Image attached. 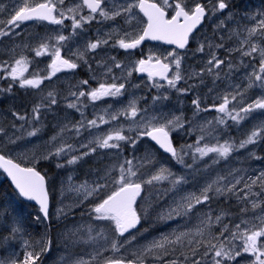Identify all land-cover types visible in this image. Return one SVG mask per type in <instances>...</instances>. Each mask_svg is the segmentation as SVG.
Returning a JSON list of instances; mask_svg holds the SVG:
<instances>
[{
	"label": "snow or ice",
	"instance_id": "1",
	"mask_svg": "<svg viewBox=\"0 0 264 264\" xmlns=\"http://www.w3.org/2000/svg\"><path fill=\"white\" fill-rule=\"evenodd\" d=\"M229 8V0H206V2L195 0L192 4H189L187 0H113L111 5L108 0H72L67 4L66 0H19L8 18L0 20V38L15 35L16 29H19L27 21H41L63 28L65 21L70 20L72 31L70 35L66 36L58 30H53L55 35L39 37L36 46L25 44L26 48L34 52L35 57L51 56V61L48 64L49 70L43 76L38 72L31 76L25 75L31 61L23 54L19 58H13L11 62L5 60L0 63V79H9L12 82L6 89H0V92H11L13 85H18L21 89H40L45 80H51L57 73L77 69L79 61L87 64L88 61L85 58L87 53L95 51L103 45H108L110 40L113 41L111 47H119L125 51L138 48L146 40L175 45L176 49L183 50L189 44V39L194 31L204 23L206 18L225 13V10ZM85 9H87V14H83ZM137 10L138 13L143 14V18L138 16ZM117 17H122L125 23L129 24L132 20H137L143 27L136 35H132L128 31H124L123 35H120L119 32L108 33L103 39L87 42L83 51L77 49L76 52H71L69 49L71 56L65 58L61 55V49L65 47V42L79 35L78 29L83 31L84 25L98 21V18L115 20ZM234 19V15L229 11L224 19L219 20L216 25L217 29L226 27L227 22ZM245 19L254 23L251 26L245 24L242 28L238 25V29L232 32L228 38L232 39V36H235L239 43L234 50L229 48L226 51L228 57L232 56L233 51L239 53L240 66L250 68L251 71L245 72L246 85L232 86L231 91L220 97L221 103L213 104L214 110L220 114L214 118L215 123L219 125H227L228 120L239 125L245 119L250 118L253 112L264 113V12L246 15ZM221 39L223 40V37ZM53 41L55 43H52ZM205 47L209 49L205 65L199 72H193L187 77L181 71L183 55L176 51H169L163 58L149 54L146 59L130 62L123 69L126 72L123 82L117 83V77L112 76L111 82L100 83L98 87L87 93L85 91H69L75 100L68 102L66 107L79 111L82 117L81 121L72 126L77 134L80 133L82 127L89 131L93 128L99 129L101 125L110 124L119 120L120 117H124L129 121V131L134 132L135 136L125 134L124 126L117 124L102 133L90 131L93 139L87 143L81 141L77 147L63 140L62 133L68 128V125H65L61 128L60 133L52 137L43 153L32 155L31 166L0 151V169L10 178L19 197L27 201H34L39 205V212L42 215L38 216L37 220H49L50 193L46 188L45 176L35 166L40 159L51 157L59 159L67 156L69 158L66 160V164L71 166L98 150L116 149L122 154L124 145H128L133 150L132 158L120 156L117 162L106 166L103 174L91 184L88 181L80 185L69 183V189L82 197L77 201L78 204L90 197L94 198L88 211L91 219L107 223L96 225L99 231L95 235L93 226L89 225L86 239L79 229L74 230L73 236L78 238L72 240L73 245L98 243L101 239L104 242L94 248L92 253H85L91 259H84L81 255L69 253L68 257L62 258L61 264H233L238 257L245 254L251 258L246 261V264H264V208L252 218L242 215L239 222L233 223L230 220L225 221V217L229 213L221 211L213 215L210 206H208L209 201L219 196L226 198L235 196L242 205L240 213L255 212L264 203V171L253 176L237 177L232 170H229L227 175L217 176L206 182L198 192L181 195V186L187 182L184 176L177 175L164 165L153 167L156 165V160L151 151L146 150L139 157L135 155L136 146L140 140L148 138L164 153L169 154L177 164L184 167H192L185 161V156L189 154H191L193 162H196L197 154L200 160L214 154L211 159L212 163L216 164L221 159L228 160L234 151L247 149L250 145L264 141V120L255 124L238 143L227 139L221 143L217 137L213 136L216 142L204 143L203 146H201V141L205 139L203 135L205 126L200 125L201 135L195 144H185L177 148L173 144L171 134L184 127L185 120L182 115L149 112L147 108L138 106L139 102L134 94L126 106L112 112L105 109L103 114L94 119L84 118L82 111L86 105L81 98L85 96L88 101L95 103L105 98L115 99L124 96L126 85L139 88V84H131L128 79L133 75V72L146 74L152 88L163 89L165 84L160 81H166L169 89L184 95L188 94L195 85H189L186 88L177 87L182 80L187 82V80L199 78L200 83H203L204 76L208 75L214 77L213 82H215L221 77L222 65L229 69V73L239 70L228 57H218L215 49L223 48V43L200 44L196 51L203 53ZM72 56H75L76 59L73 60ZM244 57L249 60H244ZM111 59L112 66H106L103 62L98 65L105 68V74H110L112 67L122 68L121 63L116 61L115 57ZM252 61H258V63H251ZM169 72H173L171 77ZM81 83L87 85L89 82L84 80ZM252 88H260L262 94L249 102L247 91ZM168 99V95L165 94L153 97L154 102ZM57 103L55 92L49 91L40 103L33 106L31 119L27 115L15 111L12 112V115L16 120L33 124L40 121L42 108H51ZM191 103L194 106L193 116L210 110L206 106H201L202 101L199 95ZM212 123L213 121H205L207 125ZM12 126L16 127L15 124ZM20 127L23 128L24 125L21 124ZM39 131V128H33L27 132V135L35 137ZM211 131H215V128H212ZM0 135H6L3 128H0ZM19 138L8 137L7 142L14 144ZM80 148L87 149V151L80 152L79 155H71L72 152H79ZM250 155L255 159H260L251 151ZM121 159L122 162H120ZM57 167H65V163L58 162ZM145 168L149 171L141 172V169ZM68 179L70 182L71 176ZM165 182L171 187L164 189V192H175L179 198L174 197L166 209H160L157 213V220L167 222L179 218L191 221L195 218L197 222L181 229H174L168 234L154 237L151 241L138 247L129 248L128 246L137 240V235L132 230L137 229L141 223L143 218L141 213L147 214L146 209L138 205V198H141L144 186L147 185L155 189L157 185ZM256 188L259 191H254ZM199 205L208 206V210L200 209ZM249 205L251 208L248 207ZM66 209L67 206L57 209V219L67 215ZM217 228L218 231H216ZM20 231L18 226L11 227L9 237L15 238ZM226 233L227 235H225ZM236 241H239V244ZM50 247L51 240L46 237H42L36 244L24 241L22 258L13 253L6 259L0 258V264H37L41 255L49 251ZM104 252H111L112 255L105 256Z\"/></svg>",
	"mask_w": 264,
	"mask_h": 264
},
{
	"label": "rangeland",
	"instance_id": "2",
	"mask_svg": "<svg viewBox=\"0 0 264 264\" xmlns=\"http://www.w3.org/2000/svg\"><path fill=\"white\" fill-rule=\"evenodd\" d=\"M234 0H229V3L233 2ZM257 5L263 4L264 0H252ZM72 2V0H66V4ZM109 4L113 2V0H108ZM189 4L195 2V0H187ZM206 2V0H204ZM19 3V0H0V20H6L8 15L13 11V8ZM238 9H228L225 13H220L218 16L209 17V26L205 27L199 34L195 41V44L191 51L185 52L182 59V68L181 71L184 72L185 76L187 77L193 72H199L200 69L205 65L207 60V54L209 49L205 47V51L203 53L197 52L196 49L200 44H219L211 35L209 36L208 32L209 29L217 30L216 37H219L221 43L224 44L223 48L215 49L216 52H220L219 55H224L221 51L224 49H235L239 43V40L232 36V39H229V35L232 34L235 30L239 27H243V25L247 24L251 26L254 22L245 19L246 15H256L257 13L264 12V8H259L258 6L254 9V12L251 13H244V10L240 6H235ZM241 9V10H240ZM236 10L239 15L242 14L241 19L242 21L239 22L237 20V14L233 11ZM231 12L235 19L230 20L227 23L232 25V29L227 32L228 25L222 29H217L216 25L219 23L220 19H224L228 12ZM138 13V10H137ZM83 14H87V9L84 10ZM140 18H143L140 13H138ZM122 18V17H121ZM115 19L118 20H102L98 18V21H93L90 24H87V27H84V30H77L79 35L72 37L71 40L65 42V47L61 50V53H64L68 56H71V52H76L77 49L83 51L84 46L87 42L92 41L95 42L97 39L105 38L106 34L112 32H119L120 35H123L124 31H128L132 33V35H136L143 27L142 24H139L137 20H132L131 23H125V20L122 19ZM136 21V25H135ZM107 25L103 28L101 24ZM69 23L66 22L65 25ZM117 26H114V25ZM111 26V27H109ZM124 28V29H123ZM127 28V29H126ZM71 28L68 30L70 31ZM59 31L61 32L60 28ZM71 32L68 34L70 35ZM45 35H55L53 29L48 30L45 29L40 24H32V25H25L22 24L19 29H16V34L11 37H2L0 38V63L7 60L11 62L13 58H19L21 54L28 57L31 61L28 72L25 73L26 76H31L34 73H39L41 76L45 75L48 69V64L51 61L50 55H45L42 57H35L34 52L30 51L29 48L25 47V44L36 46L38 44V38L44 37ZM67 35V36H68ZM81 35V36H80ZM84 35V36H82ZM223 37V40L221 39ZM242 38V37H241ZM112 40L109 41L108 45H103L98 47L95 53L91 55L95 62L90 65V67H81L83 61H79V67L75 70L70 71H63L57 73L51 80H45L41 86L46 87V90L53 91L56 94V99L58 103L51 107L53 114H55V118L57 121L53 125H51L54 121L51 120L50 125L54 126L56 129H59L60 132L61 128L65 125H68L67 128V135L65 132L62 134L63 140L67 141L68 143H72L79 146L81 141L87 143L88 141L93 139V136L90 135V131L92 133H102L105 132L117 124L123 125L125 128V134H131L135 136L134 132H130L128 129L129 121L125 120L124 117H120L119 120L114 121L110 124L101 125L99 129L93 128L89 130H85V128L80 129V133L77 134L75 128L72 126L77 124L81 121V113L75 109H69L66 107L68 102H72L75 100V97L69 94V91H85L86 93L91 91L93 88L98 87L100 83H109L111 82V77H117V83L123 82V77L126 76V72L123 70L124 67L128 66L130 62L138 61L139 59H146L149 54L157 55L163 58L169 51L174 50H167L163 49L159 46L154 47H147L145 48L142 53L137 52L132 56L126 54L122 51H119V47H111ZM52 43H55L54 41ZM71 50V52L69 51ZM207 51V52H206ZM91 52V51H90ZM236 53L234 56V60L230 59L239 70H233L229 73V69L226 66L221 67V77L220 79H216L214 81V77L205 75L204 82L200 83L199 78H194L192 80L180 81L177 87H189V85H195L194 88L190 89L188 94L181 95L177 93L175 90L169 89L167 84H165V88L163 89H156L151 87V82L148 81V78H139L137 77V73L133 72V75L129 77V81L131 84H139V88L129 87L126 85V93L124 96L119 98H105L103 100L97 101L92 103L88 101L87 97L81 98L86 105L83 107L82 111L84 113V118L86 119H94L96 116L101 115L104 113V110L107 109L109 112L113 110H119L121 107L126 106L128 100L133 98V94L138 99V106L142 108H147L149 112L155 111L157 114L163 112L164 114L174 113L176 115H182L185 120L184 127L174 131L171 135L177 137L178 148L185 144H195L197 138L201 135L199 126H205V132L203 135L205 139L201 141V146L204 143H215L216 141L213 139V136L217 137L220 141L222 137H225V140H231L235 142H239L241 139L245 137V134L248 133L252 127L259 123L260 121L264 120V113L259 111L253 112L250 118L245 119L239 125H236L233 121L228 120L227 125H219L215 123L214 118L219 116L220 114L217 113L214 108L212 107L213 104L218 105L221 103L220 97L227 94L229 91L232 90V86L234 85H246L247 81L245 79V72L251 71L250 68L241 67L240 66V56L239 53ZM115 55H121L122 59L115 58L116 61L120 62L122 68H115L112 67V72L110 74H105V68L101 69L98 65L103 62L106 66H112L113 61L112 57ZM233 55V54H232ZM75 60V56L71 57ZM220 58H226L221 56ZM244 60H249V58L244 57ZM227 62V61H226ZM84 63V62H83ZM251 63H258V61H252ZM92 67H94V73L92 71ZM174 71V66H173ZM227 74V75H225ZM173 75V72H172ZM171 75V76H172ZM87 80L89 83L84 85L81 81ZM6 82L12 83L9 79H0V85ZM18 85H13L12 88H15ZM8 87V86H7ZM6 87V88H7ZM211 89V91H210ZM158 94H165L168 95L169 99L164 101H153V97ZM262 94V90L260 88H252L247 91V100L250 102L252 99L259 97ZM199 95L202 101V107H208L209 111H202L198 116H193V105L191 101ZM111 106V107H109ZM2 106H0V119L3 120L9 119L10 114H6L3 112ZM231 107V105H230ZM10 110H16V112L20 113L18 107H10ZM191 121V123H189ZM205 121H213L211 125L205 124ZM23 121H20V123ZM231 128H229V125ZM212 128H215V131H211ZM43 130L37 133L35 137H29L27 134L25 138L21 141L16 140V143L10 144L8 143V137L15 138L14 135H7L6 137L0 138V151L5 152L8 156L19 160L21 163L28 164L31 166V157L33 154H40L45 151V147L49 145L52 138L50 136H56V133H52L50 129V136L45 137L44 133L42 134ZM211 132V134H209ZM48 134V135H49ZM59 143V141H57ZM123 143V142H121ZM223 143V142H222ZM261 142L256 145H250L247 149H241L239 151H234L232 155L229 157L228 160L221 159L219 163L213 164L211 154L209 157H205L203 160H200L197 154L196 162H193L191 158V154L185 156V161L187 164H191L192 167H184L183 165L177 164L173 159H169L165 156H162L147 140V138H143L136 146L135 155L137 157L142 156L145 151H151L155 155L156 165L153 167H158L159 165H164L170 168L174 173L177 175H182L186 178V183L181 186L180 194H186L191 192H198L199 189L208 181L215 179L217 176L227 175L229 170H232L237 177L240 176H253L260 171H264V147H261ZM260 149V152H256ZM83 151H87V149L80 148L79 152H72L71 155L75 153H80ZM250 151L255 153V156L260 157V159H255L250 155ZM257 153V154H256ZM122 157L132 158L133 150L128 146L124 145L122 154L118 152L116 149H105L99 150L97 153L92 154L87 158V160L91 161L99 167V170L87 174V176H83L82 174L77 173V169L84 163L78 162L75 165H71L67 167L66 171H60L56 174H60V184L55 186L52 184V189H50L49 193L50 196L53 197V208L50 213V223L45 224L40 220L39 222H33V217H38L39 213H34V216H29L27 211H16L17 208H20L17 204L13 201H9L8 194L5 195V199L3 198V202L5 206L0 211V226H3L7 223H14L20 222L18 218H23L24 221H28L30 227V234L39 235L40 233H45L46 231L52 230V235H47L48 240H51V247L50 250L43 253L40 257V260L37 261V264H61L62 258L68 257L69 253L78 254L84 257V259H91L90 256L86 255L85 253H92L94 248L98 247L99 244H102L104 241L101 239L98 243L93 244H84L79 243L76 245L72 244L73 239H77L78 237L73 236V231L76 229L80 230V233L84 235V238H87V229L89 225L93 226V234L99 229L96 228V225H104L107 222L105 221H94L88 215V211L91 207L93 202V197H90L88 200H83L82 203H77V201L81 200L82 197L78 195L75 191L69 189V183L72 185H80L85 181H88L89 184L92 181L97 180L102 174L103 170L106 166L117 162V159ZM69 157L63 156L61 158H57L58 160H67ZM47 159H40L38 164H42L43 161ZM122 162V159L120 160ZM136 163V161H134ZM149 169H141V172H147ZM116 175V173H113ZM69 176H71V181L69 182ZM231 178V177H229ZM49 180V179H48ZM3 178L0 175V184L2 183ZM171 186L165 182L164 184L157 185L155 189L150 188V186L145 185L147 193L143 202L146 204H157V213L160 209H166L168 205L172 203L173 198H179L177 193L175 192H164V189L170 188ZM239 187V186H238ZM49 190V188H48ZM254 191H259L258 188L254 189ZM243 195V193H241ZM155 197L156 199H153ZM253 199H256L253 197ZM217 201H225L222 204L235 205L234 210H225L222 208L221 210L216 207L215 209L211 208L213 215L218 214L221 211L229 213L225 217V221H232L233 223L239 222L240 217L243 215L246 218H252L256 214L260 213L262 208H264V203L261 204V207H258L255 212L248 211L245 214L240 213V207L242 205L239 203L235 196H230V198H226L225 196H219L215 198ZM216 204V203H215ZM67 206V215L61 216L57 219V209L60 207ZM209 206V205H208ZM208 206L206 205H199L198 207L202 210L207 211ZM251 208V205L248 206ZM79 211V212H78ZM83 213V215H82ZM30 217V218H28ZM67 220H63L66 219ZM148 218V216H147ZM157 218V215H156ZM22 219V220H23ZM158 221V220H156ZM23 222V221H22ZM197 221L193 218L191 221H185L182 219L171 220L167 222L158 221L159 226L158 228H149L147 230H139L135 232L137 235V240L133 241L132 245H129V248L138 247L151 241L154 237H159L164 234L170 233L174 229H181L185 226H190L191 224H195ZM17 225V224H16ZM231 226V225H230ZM13 227V226H11ZM56 229V230H54ZM219 229L217 228L216 231ZM1 232V229H0ZM24 230L22 229L21 233ZM22 235V236H23ZM128 235V234H126ZM227 235V233L225 234ZM8 237V239H5ZM123 239V238H121ZM26 241H30L27 239ZM239 244V241H236ZM64 247V248H63ZM74 247V249H72ZM67 248V249H66ZM23 249V245L20 244L19 238L16 236L15 238L9 237V231L5 232L4 235L0 238V258H8L13 253L16 255ZM105 256L112 255L111 252H104ZM119 255V254H117ZM23 256V255H22ZM251 259L247 256V254L238 257L233 264H246V261Z\"/></svg>",
	"mask_w": 264,
	"mask_h": 264
},
{
	"label": "trees",
	"instance_id": "3",
	"mask_svg": "<svg viewBox=\"0 0 264 264\" xmlns=\"http://www.w3.org/2000/svg\"><path fill=\"white\" fill-rule=\"evenodd\" d=\"M235 6L242 7V9L244 10L242 14H244L245 7L251 6L252 9L250 12H254V9L257 7V4L252 0H237V2H233L231 4V7H233V9ZM233 11L237 14V19H239L242 14L239 15L236 10ZM7 86H9V82H6L4 85L0 86V89H6ZM48 92L49 90H46L45 85L41 86L40 89H30V88L21 89L18 86H16L15 88H12L11 92H0V106H2L1 108L4 113L8 112L10 107H18L21 114H25L28 116L29 119H31L33 106L35 104L40 103L42 99L47 96ZM51 110L54 109L46 108V107L42 108L40 121L35 122L33 124H28L25 123L24 121L20 123V121L16 120L13 115L9 119H5V120H3L2 117L0 119V128H3L6 135H0V138L6 137L7 135H14L15 138L20 137L17 140L21 141L25 138L27 132L31 131V128L42 129L43 130L42 134L45 133L48 136L50 129L52 131L53 128V126L51 125H53L55 121H57V118H55V114H53ZM50 118L51 120H53L54 118L53 120L54 122L51 125H50L51 123ZM13 124H15L16 127H13L12 126ZM21 124L24 125L23 128L20 127ZM229 128H231L230 125ZM56 133H58L57 130ZM49 138H52V136H50ZM261 143L264 144V141H261ZM87 158H84L83 160L80 161V162L84 161V163L77 169L78 174L80 172L82 175H86L99 170V167L97 165H101V163L94 164L91 161L87 160ZM58 162L65 163V166L67 165L66 160H58L56 157H51L43 161L42 164H40L38 167L40 172L46 173V176L51 179L52 184L55 186H58L60 184V179H61L60 174H56V173L58 172V170L61 171V169L64 168V167H57ZM50 189H52V185H50ZM6 194H8L9 196V201L14 202L13 192L11 191L7 182L4 181L0 186V211L5 206V203L3 202V198L5 199ZM153 199L156 198L153 197ZM138 205L143 206L147 212L146 215L144 213H141V215L143 216L142 225L140 227L141 230L147 231L149 230V228H155V229L158 228L159 223L158 221H156L157 204L156 203L146 204L142 201ZM234 206H235L234 204L231 205L230 203L228 204L226 203V205H222V208H224L225 210H233ZM14 223H7L5 225H13ZM20 223H21V227L24 228L23 230L25 232L26 239L30 238L29 243L34 244L35 242L36 244V242L39 241L41 237H38L33 241L30 234L31 230L28 221L19 222V224ZM0 229H5V228L0 226Z\"/></svg>",
	"mask_w": 264,
	"mask_h": 264
},
{
	"label": "flooded vegetation",
	"instance_id": "4",
	"mask_svg": "<svg viewBox=\"0 0 264 264\" xmlns=\"http://www.w3.org/2000/svg\"><path fill=\"white\" fill-rule=\"evenodd\" d=\"M38 23H41V24H43L44 25V27L46 28V29H48V30H51L52 29V26L53 25H50V24H45V23H43V22H32V24H38ZM59 28H60V26H59ZM60 30H61V33H63L64 32V27L63 28H60ZM201 32V30L193 37V42L195 43V41H196V39H197V37H198V34ZM210 36V35H209ZM216 40V39H215ZM216 41H219V39H217ZM193 45V44H192ZM191 48V47H190ZM192 50V49H191ZM135 52H137V51H135ZM222 53H224V55H219L220 54V52L218 53V57H221V56H224V57H228V52L226 51V49H224V50H222L221 51ZM62 54V56H66V54H64V53H61ZM235 54L236 53H233V55L231 56V59L232 60H234V56H235ZM133 54H129V56H132ZM87 57H88V59H87V61H88V63L87 64H85V63H83V67H90V65H92V63L93 62H95L94 60H92L90 57H91V53H90V51L87 53V55H86ZM66 58H67V56H66ZM115 58H117V59H121V55H115ZM94 67H92V71H93V73H94Z\"/></svg>",
	"mask_w": 264,
	"mask_h": 264
},
{
	"label": "bare ground",
	"instance_id": "5",
	"mask_svg": "<svg viewBox=\"0 0 264 264\" xmlns=\"http://www.w3.org/2000/svg\"><path fill=\"white\" fill-rule=\"evenodd\" d=\"M234 9H238L237 7H234ZM241 10V9H240ZM105 26H107V25H105ZM19 101V100H18ZM20 104V103H19ZM16 112V110H10L9 109V111L8 112H5L6 114H10L9 116L10 117H12V112ZM52 133H56V131H54L53 129H52ZM52 133H50L48 136H50ZM261 147H264V144H262L261 143ZM261 147H260V149H261ZM260 149L259 150H257L256 152H260ZM257 154V153H256ZM39 165L40 164H38V167H39ZM4 182V180L2 181V183ZM1 183V184H2ZM1 184H0V186H1ZM225 202V201H224ZM226 205V204H225ZM236 207V206H235ZM218 209L219 210H221L222 209V207H218ZM234 209H236V208H233V210ZM25 211H27V210H25ZM28 212V211H27ZM28 218H30V217H28ZM19 219V221L20 222H24V219L23 218H18ZM23 219V220H22ZM64 220H67V219H64ZM33 222H39L37 219H36V217H33ZM54 230H56V229H54ZM149 231V230H148ZM47 235H52V230H49V231H46L45 233H40L39 235H34V234H32L31 235V237H32V239H33V241H34V239H36V238H38V237H46L47 239H48V236ZM28 239H30V238H28ZM38 240V239H37ZM34 244H35V242H34ZM64 248V247H63ZM67 249V248H66ZM72 249H74V247L72 248ZM22 255H23V249L17 254V256H20L21 258H22Z\"/></svg>",
	"mask_w": 264,
	"mask_h": 264
},
{
	"label": "water",
	"instance_id": "6",
	"mask_svg": "<svg viewBox=\"0 0 264 264\" xmlns=\"http://www.w3.org/2000/svg\"><path fill=\"white\" fill-rule=\"evenodd\" d=\"M146 41H149V40H146ZM145 42V41H144ZM149 42H151V43H157V42H159V41H149ZM161 43H163V42H161ZM164 44V43H163ZM165 45H168V44H165ZM154 143V142H153ZM157 146V145H156ZM158 147V146H157ZM159 148V147H158ZM162 152H163V150L162 149H160ZM164 153V152H163ZM165 155H168V156H170L169 154H167V153H164ZM0 171L1 172H3V170L2 169H0ZM5 175H6V173H4ZM6 177H7V175H6ZM7 180H8V182L11 184V186H12V188L15 190V187H14V185L11 183V180H10V178H8L7 177ZM16 191V190H15ZM17 192V191H16ZM18 193V192H17ZM142 193H143V191H142ZM142 193H141V196H142ZM21 198V197H20ZM23 201H25V202H29V203H32V204H34V205H36L37 207H39V205H37L34 201H27L26 199H24V198H21ZM140 198H138V200H139ZM140 225V224H139ZM139 225L137 226V229H138V227H139ZM136 229H134V230H132V231H135Z\"/></svg>",
	"mask_w": 264,
	"mask_h": 264
}]
</instances>
